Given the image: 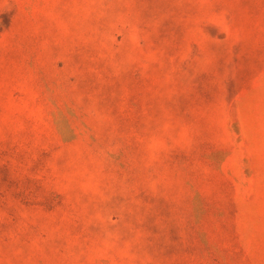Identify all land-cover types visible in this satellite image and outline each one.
I'll list each match as a JSON object with an SVG mask.
<instances>
[{"label": "rangeland", "instance_id": "374dc122", "mask_svg": "<svg viewBox=\"0 0 264 264\" xmlns=\"http://www.w3.org/2000/svg\"><path fill=\"white\" fill-rule=\"evenodd\" d=\"M0 264H264V0H0Z\"/></svg>", "mask_w": 264, "mask_h": 264}]
</instances>
